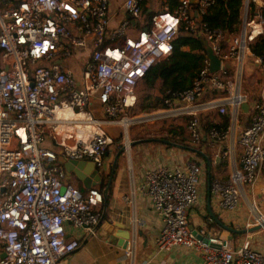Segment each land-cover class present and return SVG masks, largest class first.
Wrapping results in <instances>:
<instances>
[{"label":"built area","instance_id":"2783aa9c","mask_svg":"<svg viewBox=\"0 0 264 264\" xmlns=\"http://www.w3.org/2000/svg\"><path fill=\"white\" fill-rule=\"evenodd\" d=\"M216 2L177 0L172 6L170 0H0V254L5 253L0 264H66L80 246L79 239L68 237L66 224L96 234L104 191L78 188L58 158L105 168L114 142L108 126L126 129L153 116L127 113L137 104L136 87L172 53L181 28L203 37L221 66L212 72L206 57L192 86L173 92L158 114L188 115L191 143L198 145L203 137L200 99L207 90L220 93L207 105L229 112L230 124L210 133L233 137L224 157H232L238 146L242 153L228 179L211 182V193L226 211L246 200L254 216L247 227L264 231L256 191L264 166V96L250 102L242 90L247 57L264 64V57L250 49L264 36V0H243V23L236 33L202 19ZM112 20L119 23L112 27ZM78 49L88 53L76 55ZM74 60L79 73L71 65ZM229 63H234L233 73ZM246 102L251 121L238 129ZM201 175L202 167L193 160L185 169L162 165L145 173L143 188L162 221L154 254L145 264H164L156 259L174 247L197 251L205 264H264V252L249 241L234 248L192 226L189 211L200 202ZM127 250L134 255V242Z\"/></svg>","mask_w":264,"mask_h":264},{"label":"crops","instance_id":"0c3cea01","mask_svg":"<svg viewBox=\"0 0 264 264\" xmlns=\"http://www.w3.org/2000/svg\"><path fill=\"white\" fill-rule=\"evenodd\" d=\"M117 23H119L117 20H112L111 26L114 27ZM84 52L88 53L85 49H78L76 55ZM249 57L245 62L247 75L245 74L246 80L242 90L248 96L249 101L253 102L261 100L264 96V64ZM72 63L75 64V72L79 73V64L75 60ZM228 67L230 73H233L234 63H229ZM219 95V92L207 90L200 99V103L204 104L199 112L203 137L198 145L191 143L188 115L171 120L170 125L166 127L169 128V137L161 138L154 134L150 136L144 133L143 136L147 135V137L141 138V133L135 129L131 138L133 146L130 149V141L127 140L128 151L120 155L118 159L112 184L108 190L107 206L104 205L103 209L104 220L97 227L96 234L89 235L83 229H75L71 223L66 224L68 237L77 238L80 241L79 248L68 257L66 264H81L86 254L92 258L91 264L96 262L98 264L99 259L106 258V264H145V261L154 254L155 240L162 227L161 218L154 210L152 201L143 188L145 173L151 168L162 165L185 169L187 163L192 160L202 167L201 199L189 211L192 226L206 234L227 240L234 248L249 241L253 248L264 252V231L254 229L255 226L247 227L248 221L253 220L254 217L248 202L242 199L236 210L226 211L220 207L218 200L211 193V182L215 179H228L234 164H241L242 153L238 146L232 157H224V151L233 137L215 138L210 133L213 127L223 130L227 129L230 124L229 112L222 114L218 108H210L207 105L210 100ZM93 107L97 114H102L99 102L95 101ZM251 116L252 112L244 111L240 115L238 129L248 125ZM227 122H229L228 126ZM118 128L119 126H108L107 129L112 135V132ZM120 142L115 150L109 148L105 155V168L100 169L105 185L99 188H104V190L112 175L116 155L123 144ZM91 171L92 169L89 170ZM69 180L80 189L84 187L83 182L76 177ZM256 191L259 196L264 191V166ZM259 200L264 210V201ZM117 223L124 225V229L130 226V242H134V255L129 256L127 248L120 246L118 240L112 237L113 232L118 230ZM222 224L245 231H231ZM111 225H115L112 232L109 231ZM83 248L86 251L81 252ZM156 261H163L164 264H205L201 254L185 247H174Z\"/></svg>","mask_w":264,"mask_h":264},{"label":"trees","instance_id":"16d2710c","mask_svg":"<svg viewBox=\"0 0 264 264\" xmlns=\"http://www.w3.org/2000/svg\"><path fill=\"white\" fill-rule=\"evenodd\" d=\"M176 2L177 0H170L172 6ZM242 3L243 0H217L202 19L213 28L236 33L242 26ZM146 15L149 18L150 14L147 11ZM173 45L172 53L154 64L143 79L148 88L158 89V94L147 93L144 111L166 107L164 101L173 92L191 87L207 57L204 38L191 34L184 28H181L173 39ZM250 49L256 56L264 57V36L255 39L250 44ZM228 124L229 122L226 123L227 126ZM113 138L115 139L114 136Z\"/></svg>","mask_w":264,"mask_h":264},{"label":"water","instance_id":"95a60500","mask_svg":"<svg viewBox=\"0 0 264 264\" xmlns=\"http://www.w3.org/2000/svg\"><path fill=\"white\" fill-rule=\"evenodd\" d=\"M133 23H135L133 21ZM205 44H206V55L207 57L210 59V67H211V71L215 72L217 70H219L220 66H221V60L219 57H217L211 46L207 43V41L205 40ZM242 108L244 111L248 112L250 109V104L248 102L244 103L242 105ZM130 146H133V142H130ZM127 148L126 145L122 144L117 155L115 158V163L112 169V175L110 176L105 190H104V205L107 206V201H108V190L112 184V179H113V174L116 170V165L118 163V159L120 157V155H122L124 152H126ZM58 162L59 164H61L66 172H67V178L71 179L72 177H76L78 180L83 182L84 187L81 189L84 191L85 188H92V187H101L104 185L105 181H104V177L103 174L101 173L100 169L96 166V164L92 161H88V160H74V159H67L64 156H59L58 158ZM91 172H89V170H91ZM89 172V173H87ZM213 215V214H212ZM214 217V215H213ZM104 220V214L102 216V219L99 223L102 224ZM98 225V226H99ZM225 228L231 230V231H245V230H239V229H235L232 228L231 226L222 224ZM116 227H118V230H116L115 232H113L112 237H115L118 240V244L120 246H122L123 248H127L131 239V231H130V226L127 229H124V225L117 223ZM115 228V225H111L110 227V232H112ZM254 229H260V226H255ZM198 238L208 242L209 239L206 236H203L202 234H197ZM5 253L3 252L2 254H0V258L4 257Z\"/></svg>","mask_w":264,"mask_h":264},{"label":"rangeland","instance_id":"374dc122","mask_svg":"<svg viewBox=\"0 0 264 264\" xmlns=\"http://www.w3.org/2000/svg\"><path fill=\"white\" fill-rule=\"evenodd\" d=\"M241 13H242V9H241ZM241 17H242V23H243V15L242 14H241ZM74 53H75V51H74ZM250 57L253 58L252 56H250ZM71 65L74 68L75 64L71 63ZM245 74H246V71H244V75L242 77V86L245 85V80H246V75H247V74L246 75ZM148 92H151L152 94L153 93L158 94V89L157 88H155V89L148 88L144 84V81L142 80L138 84V86L136 87V90H135V94L137 97V104L135 105L134 108L129 110L127 114L129 117L145 116V115H153V116H151L147 121L130 124L127 127L128 130H126L125 127H119L117 130H115V132H112V135L115 137L114 142L111 145V148L113 150L116 149L118 142H120V141H121L120 143H122V142L128 143L127 140H129L131 142V138L133 136V132L135 131V129L139 130V132L141 133V138L147 137V135L152 136L153 134L158 136V137L160 136L161 138H165L166 136L167 137L170 136V132L168 131L169 128H166V127H167V125L169 126L171 123V120L175 119L176 117L171 116V115H166V116L159 115L158 112L161 108H157V109H154L151 111H144L143 106L147 103V102H145V98H146ZM126 132H127V134H126ZM144 133L147 135L143 136ZM127 137H129V138H127ZM101 190L104 191V188H101ZM260 199L262 201H264V191L261 193ZM80 251L83 252L86 250L83 248ZM91 262H92V258L86 254V258L82 259L81 264H91ZM106 262H107V258L103 259V260L99 259L98 264H106ZM95 264H97V262Z\"/></svg>","mask_w":264,"mask_h":264},{"label":"bare ground","instance_id":"6f19581e","mask_svg":"<svg viewBox=\"0 0 264 264\" xmlns=\"http://www.w3.org/2000/svg\"><path fill=\"white\" fill-rule=\"evenodd\" d=\"M132 121H128L127 123H126V125H129L130 123H131ZM126 130H128L127 129V126H126ZM126 134H127V132H126ZM127 138H129V137H127ZM128 144V143H127ZM128 148V147H127Z\"/></svg>","mask_w":264,"mask_h":264}]
</instances>
